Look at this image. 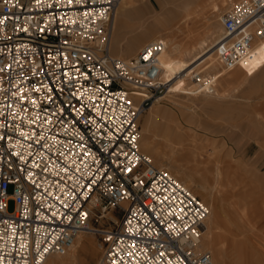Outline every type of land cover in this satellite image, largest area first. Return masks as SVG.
<instances>
[{"label":"built area","instance_id":"1","mask_svg":"<svg viewBox=\"0 0 264 264\" xmlns=\"http://www.w3.org/2000/svg\"><path fill=\"white\" fill-rule=\"evenodd\" d=\"M118 2L0 0V264H43L88 230L97 264H213L207 204L140 148L139 117L170 89L166 44L113 56ZM221 24L229 70L264 39V0L234 1ZM191 75L197 93L215 91V76Z\"/></svg>","mask_w":264,"mask_h":264},{"label":"rangeland","instance_id":"2","mask_svg":"<svg viewBox=\"0 0 264 264\" xmlns=\"http://www.w3.org/2000/svg\"><path fill=\"white\" fill-rule=\"evenodd\" d=\"M200 1L134 0L122 24L114 33L120 37V48L119 43L115 44L112 39L111 54L122 57L121 50L135 42L139 45L125 57L130 59L146 41L148 43L158 33L177 37L176 39L186 45L193 44L204 31L205 18L194 23L191 16L202 11H205L203 16L207 15L212 11L209 5L211 2L217 7L214 13L221 15L237 0H202L206 3L205 6H201ZM156 19L161 20L153 27L157 32L138 38L143 33V29L139 30L140 20L146 25ZM218 23L222 27L220 20ZM207 48L205 46L181 58L177 56L178 66L189 62L196 55L203 56L197 61L205 58L209 52L206 51ZM203 62L200 63L201 69L205 67ZM213 71L204 68L202 74H211ZM214 73L219 76L227 74L228 71H224L217 63ZM168 75L170 76L169 73ZM194 80L185 79L187 85ZM173 85L168 93L139 117L141 150L151 155L155 165H168L171 170L167 169L179 177L184 176L182 172L190 174V178H185L189 188L207 205L210 196L202 190L201 184L212 188L213 193L220 196V192L213 186L216 185L215 170L221 168L226 173L225 178L220 180L221 187L229 189L230 182H235V194L231 198L237 204L240 203L243 213L245 210L246 213L241 215L237 209L235 214L224 216L220 225L213 228L212 236L218 237L220 243L218 257L224 264H264V203H261L264 202V61L253 68L250 74L241 75L228 88L227 96L216 99V102L205 103L203 93H197L196 90L195 93L188 90L176 91ZM187 85L182 86L186 88ZM221 89V81L217 79L215 91L222 94ZM145 138L147 142L142 145ZM230 166L234 172L229 171ZM228 201L223 200L222 203L226 210H231ZM13 205L14 202L10 199L7 203L8 209L11 210ZM113 212L114 216H119L118 209ZM110 223L106 217L93 220L94 226H107ZM83 234L87 239L82 247H77L79 250L76 264H96L102 252L99 235L90 230ZM91 243L98 244L94 251ZM56 257L61 258V255Z\"/></svg>","mask_w":264,"mask_h":264},{"label":"bare ground","instance_id":"3","mask_svg":"<svg viewBox=\"0 0 264 264\" xmlns=\"http://www.w3.org/2000/svg\"><path fill=\"white\" fill-rule=\"evenodd\" d=\"M133 2H134V0H119L117 6L115 7L113 15H112L110 42L113 39L115 44L119 43L118 44L119 48L121 45L119 42L120 37L114 33H116L118 27H120V25L122 24L123 18L127 15V12L129 11L130 6H131V4H133ZM222 2H225V0H223ZM200 5L205 6L206 3L201 0ZM209 5H210V9H212V11L208 12L207 15L205 14L203 16L205 11H202L201 13L196 12L193 16H191L192 22H194V23L205 18V21H203L204 22V31L196 39V41L194 40L195 42L193 44L186 45L184 43H181V41L179 39H176L177 37H172L170 35L164 36V35H161V33H158V35L156 37H153L149 40V41H152V40L159 39V38L164 40V42L166 44V49L164 50V52L162 53V55L160 57V62H161L165 77H167V79H169L171 82L170 87H171V85H173L175 83V85H173V89L176 91H187L188 90V92H190V93H195L194 90L197 86V81L194 80L193 83H191L190 85H187L186 84L187 82L185 81V79L186 78L193 79L191 74L194 71L202 73L204 68L209 69V70H214V71L217 70V63H219V62H218L217 57H216V45L223 36V27H221L220 24L218 23L219 20L221 22V15H217L214 13V10L217 9L215 3L211 2V3H209ZM180 18H182V17H180ZM180 20H183V19H180ZM160 21L161 20L156 19V20L149 22L146 25H144V21L140 20L139 30L143 29V33H142V35H139L137 37L140 38L141 36H145L147 34H152L154 31L157 32V30L153 27H156V24L160 23ZM167 22L169 23L170 21H166V23ZM216 23H218V24H216ZM145 43H147V41ZM138 45L139 44H136L135 42L128 44V48H126L125 50H121L123 56L122 57L120 56L118 58L123 59V60H128V59H125V57L130 52H132ZM205 46H208L206 51H209V52H207L208 55L205 58L201 59L200 61H197L199 58H201L203 56L196 55L189 62H183L182 66H178V62H177L178 58H176L177 56L179 58L184 57L187 53H190V52L195 51V50H197V51L201 50V49L205 48ZM140 48H141V46H140ZM198 54H200V53H198ZM202 61H204L202 64H205V67L203 69H201V65H200V63ZM261 61H264V39L258 41L257 43H255L253 45V47L251 49V54L241 64H238L237 66H235L232 69L226 70V71H228L227 74L223 73V74L218 76V75H216V73H214V71L211 72V75L215 76L216 80L220 79L221 87H222L221 91L223 93L220 94V93H218V91L209 93V92H206L205 90H203L200 93H203L202 95L204 97V102L205 103L216 102V101H218L216 99H219L220 97L227 96L228 88L234 82L238 81L240 79L241 75L250 74L251 71H253V68H255L258 64H260ZM183 71H185V72L182 73L180 76H178ZM167 72L170 74V76L168 75ZM182 85H187V87L184 88ZM168 92H169V90L166 93H168ZM214 97H216V98H214ZM157 100H155V101H157ZM155 101L150 105V107L155 103ZM140 132H141V130H140ZM146 142H147V140L145 138L142 140L141 143H142V145H145ZM148 151L151 152V150H148ZM161 165H163V167H165V168L170 169L168 165H165L163 163ZM232 168L230 166V169H229L230 172H234L233 170H231ZM227 171H225V172H227ZM172 174L175 175L180 181H182L189 188V184L186 182L185 178H190V174L188 175L187 173L182 172V175H184V176H180V177H179V175H177L174 172H172ZM225 176H226V173H223L221 168H216L215 173H214V180L216 182L215 183L216 185H214L213 187L217 188L218 192H220V196L219 195L216 196L217 194L213 193L212 188H208L207 185L201 184L202 190L206 191L208 196H210V201H208V205H207L209 208V212H208V216L205 220V225H204V228H203V231L201 234L200 249L210 252L213 264H224L223 262H221V260L218 257L219 256L220 243H219L218 237L214 238L212 236L213 228L215 226L220 225L221 221L224 219V216H226V215L228 216L229 214H232V213L235 214L237 209H238L239 213H241V215L246 213V210H245V213H243V210L241 209L240 203L237 204L238 202H236V200L231 198V195L235 194L234 185H233V183H235V182H230L229 189L221 187L220 180L225 178ZM214 195H215V197H214ZM238 198H240V197H238ZM223 200H229L228 203L231 206V210H226L224 208L223 203H222ZM261 203H264V202H261ZM244 217H246V215ZM244 217H243V219H244ZM247 219H248V217H247ZM90 231H92V230H90ZM83 232H86V231H81L77 234L73 245L71 246V248L66 253L60 254L61 258L56 257V255H58V254H51L46 258V260L44 261L43 264H76V254L79 250L78 248L82 247L84 245L83 242H85L87 239L86 236H84ZM242 239H243V237H242ZM97 245H94L93 243H91V248L93 251L95 250V248H97ZM100 246H101V244H100ZM240 249H241V247H240ZM98 261H99V259H98ZM98 261L96 262V264L98 263Z\"/></svg>","mask_w":264,"mask_h":264}]
</instances>
